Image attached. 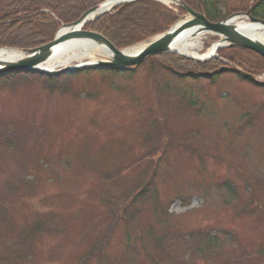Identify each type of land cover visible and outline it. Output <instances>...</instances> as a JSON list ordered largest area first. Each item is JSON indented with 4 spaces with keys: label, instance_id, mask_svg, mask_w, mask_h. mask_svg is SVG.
Instances as JSON below:
<instances>
[{
    "label": "rangeland",
    "instance_id": "rangeland-1",
    "mask_svg": "<svg viewBox=\"0 0 264 264\" xmlns=\"http://www.w3.org/2000/svg\"><path fill=\"white\" fill-rule=\"evenodd\" d=\"M14 1L0 0V7ZM200 1L217 3L226 20L249 13L259 0ZM198 39L202 59L219 41L210 33ZM224 50L208 68L191 61L190 71L247 72L244 66L251 64L255 74H249L264 83L259 57ZM87 62L75 60L55 71ZM185 72L153 57L118 77L92 72L55 86L18 76L0 79V123H13L10 130L18 138L26 132L18 142L22 153L12 152L16 142L9 150L0 139V205L14 227L1 231L15 239L40 219L56 229L38 235L28 264H100L88 258L91 243L112 225L111 210L122 212L130 204L109 201L125 198L147 172L143 189L151 181L153 186L145 212L133 224L114 227L105 264H176L155 251L150 233L165 231L175 238L173 251L182 264H264V256L235 262L264 250V90L233 73L213 84ZM62 74L76 72L55 75ZM154 129L160 134L148 138ZM103 175L118 178L104 182ZM194 234L201 242L218 238L221 245L193 258L180 243L193 245Z\"/></svg>",
    "mask_w": 264,
    "mask_h": 264
},
{
    "label": "trees",
    "instance_id": "trees-1",
    "mask_svg": "<svg viewBox=\"0 0 264 264\" xmlns=\"http://www.w3.org/2000/svg\"><path fill=\"white\" fill-rule=\"evenodd\" d=\"M107 0H17L11 2L3 7H0V48L19 49L27 50L34 49L44 46L52 42L58 30L67 24L77 22L86 12L97 7L98 5L106 2ZM186 4L193 6L192 0H182ZM198 2L202 5L207 18L212 22H220L225 19L222 14L218 11L217 3L210 4L209 2ZM264 0H259L255 6H252L249 13L254 18L259 19V15L264 14ZM185 14V12L178 7H167L159 2L155 1H138L134 3H127L117 7L112 13L105 14L93 22L88 23L85 26V30L99 33L106 37L116 48L123 50L134 45L144 43L160 34H163L170 30ZM233 50V49H229ZM225 50H220L219 55L223 54ZM243 53L249 55H255L261 59L264 63V58L257 54H253L251 51H244ZM158 58H164L167 64L171 67H177L181 70L186 71V77L189 79H209L213 84L218 80L219 77L228 75L230 73L235 74L241 81H247L250 84L264 90V83L255 82L252 79L245 77L237 71L230 68H209L208 71L213 73L204 72L199 74L197 72L190 71L188 65H193L191 61H185L176 55H165ZM207 64H203L204 67L208 68ZM250 66H253L250 64ZM249 65L244 66V70L248 73L255 74ZM97 72L99 77H118L119 70H89L82 72H76L74 76L70 75H55V74H44L41 72H15L7 75L0 76V79H8L10 77L20 78H33L41 79L46 83H50L51 86L59 84L69 77H80L89 76L90 73ZM185 76V75H182ZM13 123H0V139L3 142L8 143V149L10 150L13 146V142H16V149L12 152L20 151L21 143L19 140L24 138V133L21 138L16 136L17 132L10 130V125ZM157 129V128H156ZM154 129L147 133L148 138H153L154 134L158 135L160 132ZM155 132V133H154ZM22 142V141H21ZM10 143V144H9ZM145 177L135 189L125 195V198L121 200L111 199L109 203L112 205H118L123 202L125 205L130 203L123 211L111 210L113 216V222L110 227L107 228L103 236L93 241L91 244L94 245L90 248L88 258H99L100 264H105V252L110 240V234L114 227L119 222H128L133 224L134 220L145 212V206L149 202L147 194H150L152 181L146 184L143 189ZM117 175V174H116ZM105 178V179H104ZM118 177L114 175H103L104 182H112L117 180ZM152 180V177H151ZM228 191L234 194L232 186L226 187ZM138 191V193L136 192ZM0 221L2 226L0 227V245L3 248V256H0V263L12 264L13 259L16 264H28V260H32L31 256H35L33 251V244L36 242L38 235L43 234L47 231H56L52 226V223L48 219H40L35 224L30 225L24 230L20 231L19 236L15 239L10 238L9 234H4L1 230L10 232L13 230V225L7 218L6 210L0 205ZM155 233V232H154ZM153 232L150 233L151 238H154L155 251L160 256H168L176 264H182L181 257L177 256L174 248L176 240H172L171 236L167 231L163 232L160 236L155 235ZM198 234L191 236L190 242L193 245L187 246L188 243H180V246L184 247L185 251H192L193 258L204 257L207 254V250H214L221 244L218 242V238L201 242ZM12 239V240H10ZM184 243L186 245H184ZM9 244V246H7ZM197 247V248H196ZM7 251L10 252L9 256H5ZM5 256V257H4ZM257 257L264 256V250L255 251L254 254L242 255L238 257L236 263H247ZM230 263V262H229ZM191 264V263H189Z\"/></svg>",
    "mask_w": 264,
    "mask_h": 264
},
{
    "label": "water",
    "instance_id": "water-1",
    "mask_svg": "<svg viewBox=\"0 0 264 264\" xmlns=\"http://www.w3.org/2000/svg\"><path fill=\"white\" fill-rule=\"evenodd\" d=\"M138 1H156L163 3L160 0H109L86 12L77 22L63 25L52 42L34 49H17V51L24 57L21 60L12 63L0 61V76L15 72H41L44 74H56L58 72H77L95 68L126 71L141 66L150 58L164 55H178L184 60L192 61L198 64H205L213 60L215 57H218V52L223 49L251 51L264 58V44L258 40H253L245 36L238 30V26L233 24L236 19L245 18L252 24H257L264 28V21L254 18L247 13L233 15L226 20L214 23L206 17L202 6L197 0H195V2L200 9L199 12L193 10L182 0H169L170 5L180 7L185 11L187 16L180 19L179 22L167 32L144 43L145 46L137 54H126L125 51L129 49L119 50L103 35L92 31H86L84 29L88 23L95 21L105 14L112 13V11H114L117 7L123 4H131ZM109 5L111 7L107 9V6ZM208 33L219 38L215 53L212 56H209L206 59L194 58L174 50V45L184 36L191 35L193 38H197L202 34ZM72 42H89L96 46V48L107 49L112 53V57L110 60H97L65 67L58 72L55 70L49 71L44 69V64H46L55 55L59 47ZM0 50H3V48H0ZM6 50L13 49L6 48ZM235 71L257 82V78L255 76L242 70Z\"/></svg>",
    "mask_w": 264,
    "mask_h": 264
},
{
    "label": "bare ground",
    "instance_id": "bare-ground-1",
    "mask_svg": "<svg viewBox=\"0 0 264 264\" xmlns=\"http://www.w3.org/2000/svg\"><path fill=\"white\" fill-rule=\"evenodd\" d=\"M163 4L169 5V0H160ZM111 6H107V9ZM234 25L238 26V30L245 36L258 40L264 44V28L257 24L246 23L242 19H236L233 22ZM193 38L191 35H186L180 39L175 45L174 50L179 53L194 57L201 58L197 50L202 47V41L200 39ZM218 43H215L209 50L207 56L203 59L212 56L215 53ZM145 44H141L132 49L126 50V54H137ZM57 51V50H56ZM24 56L17 50H0V61L6 63L17 62L21 60ZM112 53L107 49L96 48L93 44L89 42H75L67 43L58 48L55 55L44 64V69L49 71H54L59 67L68 66L71 62L75 60L91 59V62L101 60H110Z\"/></svg>",
    "mask_w": 264,
    "mask_h": 264
}]
</instances>
